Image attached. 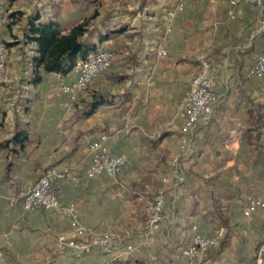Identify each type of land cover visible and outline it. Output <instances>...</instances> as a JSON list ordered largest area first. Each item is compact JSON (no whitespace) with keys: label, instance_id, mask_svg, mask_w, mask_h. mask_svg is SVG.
<instances>
[{"label":"crops","instance_id":"0c3cea01","mask_svg":"<svg viewBox=\"0 0 264 264\" xmlns=\"http://www.w3.org/2000/svg\"><path fill=\"white\" fill-rule=\"evenodd\" d=\"M53 1L58 5L51 10L50 0H19L13 11L30 14L47 5L42 22L67 23L66 33L96 6L102 16L112 15L108 31L114 32L104 33L98 48L115 59L109 75L75 98L58 90L74 80L71 73L44 76L36 86L22 74L1 84L0 94L14 102L0 107V264H188L183 252L193 243L195 225L203 236L217 238L208 264H255L264 214L245 217L243 198L262 191L264 79L249 71L264 48V12L246 3L232 6L231 0H185L166 35L168 55L160 57L153 38L166 29L178 0H118L102 9L104 0H98L85 13L76 0ZM204 60L215 69L217 102L211 120L194 132L191 154L183 157L182 109ZM124 74L132 79L117 82ZM127 90L133 98L124 109ZM94 92L117 97L91 112ZM104 136L126 165L116 177L91 180L89 147ZM54 166L77 168L79 180L60 185V200L78 205L93 236H115L111 255L99 247L72 251L65 244L75 234L58 211L24 209L29 188ZM227 191L243 195L215 199ZM157 197L164 200L166 219L150 232L147 205ZM216 204L232 221L224 245L228 231L201 217Z\"/></svg>","mask_w":264,"mask_h":264},{"label":"built area","instance_id":"2783aa9c","mask_svg":"<svg viewBox=\"0 0 264 264\" xmlns=\"http://www.w3.org/2000/svg\"><path fill=\"white\" fill-rule=\"evenodd\" d=\"M185 0H179V4L167 13L166 35L172 31V23L176 12ZM246 3L263 10L264 0H231L232 6ZM9 13L6 0H0V84L4 81L8 71L9 53L2 39L1 30L9 23ZM166 40V38H165ZM165 40L159 45L157 54L160 57L168 55ZM114 54L107 50L91 53L85 59L80 60L71 74L74 80L70 83L61 82L58 90L75 98L80 90H87L96 80L110 70L114 62ZM212 64L204 60L197 76L193 79L191 87L182 109L184 118L183 134L180 137V149L182 156L187 157L192 152L193 134L199 125L207 124L214 115V107L217 97L214 92L216 77ZM251 75L264 79V50L251 70ZM2 96L0 94V102ZM109 137H102L93 142L89 147L90 166L87 177L91 180L102 175L116 177L126 165L124 156L112 151L107 144ZM79 172L71 166H54L47 168L38 182L29 188L24 198V209L58 211L68 222L75 234V240L64 243L74 252L89 253L95 247H99L106 255H111L116 248V240L110 234L93 236L89 228L82 220L81 211L77 204H63L60 200V185L65 181L77 182ZM179 182L182 179L178 178ZM15 199H11L10 207H14ZM245 217H251L255 212L264 214V171L262 175V191L259 195L247 194L243 198ZM149 231L157 230L165 221V203L162 197L148 201ZM193 243L184 250L188 264H208L209 252L217 243L215 237L203 236L198 227L193 226ZM255 264H264V243L259 247L255 255Z\"/></svg>","mask_w":264,"mask_h":264},{"label":"trees","instance_id":"16d2710c","mask_svg":"<svg viewBox=\"0 0 264 264\" xmlns=\"http://www.w3.org/2000/svg\"><path fill=\"white\" fill-rule=\"evenodd\" d=\"M97 2L98 0H76V3L81 6L80 13H85L86 10L88 11L94 7ZM50 3L52 4H48V6L51 10L58 5L57 2H52V0H50ZM177 3L179 4V0ZM45 6L47 5L41 4L40 6H36L30 14L17 11L8 16L9 23L6 26L10 30L12 40L10 42L7 40L3 41L8 53L9 51L11 52L13 47L18 49V54L16 55L20 57L22 67L27 71V74L23 75L28 79L27 85H39L42 83L43 77L47 75L58 74L66 76L70 74L80 60L85 59L91 53L95 54L101 51L98 48V42L106 39L107 35L104 33H114L110 30L108 31V22L112 19V15L105 14L102 16L96 6L93 11L88 14L85 13L86 20L83 23L70 27L66 33L64 31L68 27L67 23L57 20L42 22V18L46 15L45 13L47 11ZM258 11L263 14L264 8L263 10L258 9ZM15 25H19L18 35L14 34ZM165 38L166 29L162 27L153 39L158 43L157 47H159ZM116 53L119 56V52L117 51ZM136 57L137 55L133 53L132 62H135ZM9 62L10 58L8 57V64ZM126 62L129 61L126 60ZM251 70L249 74H251ZM115 78L119 83H127L132 79L127 74ZM110 96L114 99L117 97V95L113 94H97L94 92L90 102L91 112L102 105L112 103ZM132 98V91L127 90V93L122 94L120 101L121 107L126 109L127 104ZM75 106L77 107V105ZM25 137L27 138V135ZM216 185L218 186V184ZM242 195L243 193L240 192L235 194L227 191L215 194L214 197L216 200H219L220 198H229L230 196L240 198ZM201 217L206 221L216 222L219 229L227 230L228 233L224 235L221 242L224 245L229 241V234L232 232V221L228 215V211L221 209L216 204L214 211L210 209L208 213Z\"/></svg>","mask_w":264,"mask_h":264},{"label":"rangeland","instance_id":"374dc122","mask_svg":"<svg viewBox=\"0 0 264 264\" xmlns=\"http://www.w3.org/2000/svg\"><path fill=\"white\" fill-rule=\"evenodd\" d=\"M7 1V7H8V13L9 15H11L13 12H17V11H13V10H16V9H13V4L17 3L19 0H6ZM25 1H28V0H25ZM118 1V0H104V5L102 4L100 7V9H102V6H107V7H113L114 3ZM18 6V4H17ZM23 12V11H21ZM14 34H17L19 33V25H15L14 27ZM9 33V37L7 38L6 34ZM20 36V35H19ZM2 39L3 40H7V41H11L12 40V37L10 35V30H8L7 26L2 28ZM15 48V47H13ZM13 48L11 49V52L9 51L10 55H9V58H10V62L8 64V71H7V74H6V77L4 79V81H7L9 80L11 84H13L15 81V77L16 75H26L27 74V71H25L22 67V64H21V59L19 57H17V55H15L17 52V48L14 49L13 51ZM110 70L108 72H106L101 78L105 77L107 75V73H109ZM3 81V82H4ZM2 82V83H3ZM1 83V84H2ZM0 84V86H1ZM17 90V89H16ZM14 90V91H16ZM2 99H1V102H0V107H3L4 105H7V103L9 102L10 104L12 103V101L14 102V99L12 100L13 96H11L10 94H2ZM154 199V198H152ZM150 199V200H152ZM111 237L115 238V236L111 235ZM116 240V239H115Z\"/></svg>","mask_w":264,"mask_h":264}]
</instances>
